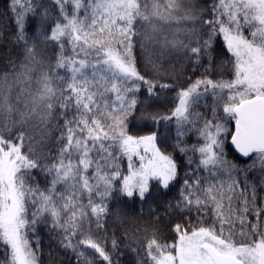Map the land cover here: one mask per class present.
<instances>
[{
	"label": "snow or ice",
	"instance_id": "1",
	"mask_svg": "<svg viewBox=\"0 0 264 264\" xmlns=\"http://www.w3.org/2000/svg\"><path fill=\"white\" fill-rule=\"evenodd\" d=\"M0 264H264V0H0Z\"/></svg>",
	"mask_w": 264,
	"mask_h": 264
}]
</instances>
